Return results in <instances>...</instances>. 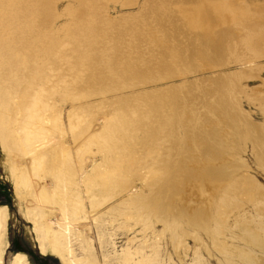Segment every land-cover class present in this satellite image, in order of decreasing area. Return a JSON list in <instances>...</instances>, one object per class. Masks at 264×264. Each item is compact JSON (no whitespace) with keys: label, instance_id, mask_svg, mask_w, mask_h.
Returning <instances> with one entry per match:
<instances>
[{"label":"rangeland","instance_id":"obj_1","mask_svg":"<svg viewBox=\"0 0 264 264\" xmlns=\"http://www.w3.org/2000/svg\"><path fill=\"white\" fill-rule=\"evenodd\" d=\"M158 1H161L163 8L160 15L156 12L155 0H106L103 9H100L102 11H97L98 17L95 14L98 20L95 18L96 22L89 26L82 22L88 11L80 13L79 20L76 19L73 23L63 13L66 6L75 8L76 0H57L54 5L56 14L50 20L54 22L50 23L49 28L57 30L53 29L50 37L60 41L68 31L69 34H78V37L74 34V44H64L56 54H51V57L55 56L54 59L45 58L40 53L36 58L38 61L34 60V73L38 74L30 76L33 77L34 89L25 80L19 85V90L24 93L29 88L30 92L38 89L39 93L43 91L42 94L45 95V104H40V107H44L42 112L46 114H41L51 119V122L54 120V138L57 139L52 145L58 147L54 165L62 168L65 177L60 192L62 195H55L52 200L60 198L65 201L67 208H77L78 215L82 218L73 227L75 226L79 235L88 234L93 241L96 256H100L101 261L94 218L106 217L130 197L145 195L155 202L159 191L153 186L157 172L146 169L149 166L146 157L139 164L136 158L125 154L120 158L123 163H120L121 171L112 174L104 166L111 159V150L105 145L101 146L98 140H95L98 145L92 142L90 137H103L107 128L113 127L105 124V121L118 111H145L146 119L140 120L137 130L145 128L155 119L154 104L158 103V97L163 98L164 108L160 119L162 122L165 119L167 122L164 123L174 130V136L170 137L173 138L171 146H176L174 151L187 158L185 170L180 175V185H176L177 196L167 210L174 209L178 214L204 212L209 215L211 224L215 221L221 223L222 236L221 241H218L198 228L186 226L182 220L189 233L194 230L198 232L202 242L192 236H186L181 243L173 242L168 236H162L160 241H163L162 247L171 254L172 264H190L189 259L197 248L201 249L208 264H218V260L223 258L217 253V249L224 246L230 248V245L243 246L239 239H229L231 233L235 237L241 234L236 227L247 228L252 217H264V170L259 162L264 160V0H221L224 3L222 8L211 0ZM170 1H174L173 8L168 7ZM149 5L150 10H147ZM126 16L131 20L127 25H122V20L126 19L123 17ZM82 17H85L84 20L80 19ZM176 26L182 29L178 31ZM93 27L94 29H90ZM98 30L103 32L100 34ZM194 30L200 32L194 33ZM187 31L189 32L186 33ZM169 32L174 35L171 37ZM17 33L22 37L24 35L20 31ZM59 33L62 34L61 37ZM79 34L84 36L87 43L81 40L82 36ZM245 38H250L249 46L245 45ZM116 39L122 41H115ZM128 44H132L131 48ZM73 45L71 50L70 46ZM66 46H69L68 49ZM97 48L101 54L103 52L104 58L98 54ZM197 50L202 51L204 61L195 58ZM172 52L181 53L180 58H176L178 53H174L175 57L172 58ZM100 57V60L107 62L108 68L116 67L109 73L108 79L105 77L107 72L104 66L97 63ZM181 64L188 67L173 71V68ZM39 66L41 70L37 68ZM106 79L109 82L107 84ZM172 111L175 114L173 116L170 113ZM137 134L135 141L140 142L143 136H139L140 131ZM157 137L156 133L152 138ZM146 142L152 144L150 141ZM117 150L122 151L119 142ZM4 159L0 145V206H6L10 215L7 227L9 243L3 264H9L15 253L25 254L29 264H61L56 256L40 253L32 222L24 213L25 207L34 206L35 201L30 195L14 188L3 167ZM77 202H82V206ZM54 206L57 210L58 206ZM53 221L56 222V219L53 218ZM156 225L155 229L159 231L161 225ZM113 226L114 224H109L107 228L113 231ZM118 230L115 237L117 246L126 243L133 236L137 239L142 237L139 227ZM147 233L150 237L153 236L150 230ZM202 244H205L206 249ZM255 255L256 262L264 264V249L256 247Z\"/></svg>","mask_w":264,"mask_h":264},{"label":"bare ground","instance_id":"obj_2","mask_svg":"<svg viewBox=\"0 0 264 264\" xmlns=\"http://www.w3.org/2000/svg\"><path fill=\"white\" fill-rule=\"evenodd\" d=\"M56 1L57 0H0V145H1V150L5 156L3 167L7 173L8 179L10 180L14 188L18 191L24 192V194L26 195H30L32 199L35 201L34 206L25 207L24 213L27 216V218L32 222L33 233L35 236V240L37 241V246L40 253L44 255L50 254L56 256L60 260L61 264H172L171 262L173 261L171 254H169L162 247L163 241L161 242L160 239H162L161 238L162 236H168L173 242L181 243L186 236H192L195 240H198L199 238L197 234L198 232L194 230L193 233L192 232L189 233L188 232L189 229L185 228V225L193 228L194 227L198 228L202 230L205 235L207 236L212 235L213 237H215L214 239L221 241L220 239V236H222L221 223L215 221L211 224L210 217L208 214L204 212L178 214L177 211H174V209L173 211L167 210L168 208H170V206H172V200L174 199V197L177 196L178 192L176 185L178 187L180 185L181 182L180 175H182L181 173L185 170L184 165L187 163V158L183 154H179V152H175L176 150L174 151L173 148L175 145L171 146V143H173L172 140L173 138L171 139L170 137L174 136L173 135L174 130L172 127H169L168 124L164 123L166 121L165 119L164 122H162V120L160 119V114L162 112V109L164 108L163 107L164 105H162L163 98L161 97H158L159 100L158 103L154 104L155 119L151 120V122L148 123L145 128L143 127V129L137 130L140 124V120L142 121L144 120V118L146 119L147 113L145 111H140V113H138V111L136 110L133 111L131 110V112H124V113L118 111L112 113V116L110 118L107 117L108 122L105 121V124L112 125L113 127H108L106 130V134L103 137L97 138V136H93V135L90 137L91 138L90 140H92V142L96 143V141L98 140V143H100L101 146L105 145L106 147L109 148V150H111L110 151L111 159L106 161L107 166L105 164L104 166L105 168L110 170L112 174L115 173L116 171H121L120 163L122 162L120 158L123 155L128 154L126 156L130 155L132 158H136V161L139 164L143 161V157H146L147 163L149 164V166L146 167V169L149 172L153 170L157 172L155 175L156 183L153 186H155L159 191V192L157 191L158 192L157 199L154 198L155 202H152V199L147 198L145 195L130 197L127 198L119 208L113 209L110 213H108L106 217L99 216L97 218H94L93 225L98 239L99 249H101L102 261L99 259L100 256H96L93 241L90 237L87 236L88 234L86 236L79 235L77 233L78 231L77 232L75 231L74 228L75 226L73 227V224L82 218V216L78 215L77 208L75 209H70L69 207L67 208L65 201L60 198L57 201L52 200L53 198H55V195H59V196L62 195L60 194V192H61L63 180L65 179L64 174L62 172V168L59 165H54V161L58 157L57 156L58 147H53L54 141L55 139H57L54 138V134H55L54 133L55 125L53 123L54 120L52 119L51 122V119H48V117L46 118L43 116L44 114H46V113L43 114L44 107L43 106L40 107V104H45L44 103L45 95L42 94L43 91L39 93L40 90L37 89L35 91V92L38 91L37 93L33 91L30 92V88L27 87L29 88L28 89L29 91L27 90L24 93H22L19 90V85L22 83V81L26 80L27 85L32 86L33 77L31 78L30 76L33 74L34 76H36L38 74L37 72L36 75L34 73L35 71L34 69L36 68L34 60L37 58V56H39L40 53H43L44 56H46L45 58L52 59L55 56L51 57V54L52 55L56 54L58 52V49H60L59 48L60 46L62 47V45L69 43L74 44V42L76 41L73 36L75 33L69 34L70 31L66 32V29H64L66 32L65 36H64V32L62 33L64 38L63 37L60 38L62 35L60 33H59L60 37L58 36L60 39L63 40L58 41L55 38L53 39L50 37V32L52 31L53 33V29H56V28H53L52 30L49 29L50 23L54 22V21L50 22V20L54 14V9H55L54 5ZM76 1H77V6H76L77 8L66 6L63 8L64 9L63 13H65L71 19V22L72 21L76 22L75 20L78 19V16L80 17L79 15L80 13L88 11L87 13H85L87 15L86 18L84 17L85 20L83 17L80 19L84 20L82 21L83 25L89 24L90 26L92 22L94 21L96 22L95 18L96 16L98 17L97 15L98 12L102 11L100 9H103L102 6L106 0H76ZM130 1L131 0H125V2H130ZM155 1H157L154 3L157 5V7L155 8L156 12L157 13L159 12L158 14L160 15V12L163 9L162 6L160 5L161 1L158 0ZM212 1L217 5H221V8L224 4L221 0H211V2ZM173 4L174 1H170L168 7L173 8L174 7ZM150 6L151 5L148 6L147 10H150L149 8ZM127 16L123 17L126 19L122 20L123 21L121 23L122 25H127L131 20ZM141 16L142 14L140 15V17ZM114 18L116 17L114 16ZM114 18L112 19L115 20ZM53 20H55V18ZM118 22L120 21L118 20ZM164 22L166 23L167 21L164 20ZM144 25L146 26V24ZM158 25L159 26L161 25L160 22ZM172 25L173 24H171V26ZM68 27H66L67 30ZM81 27L83 26L81 25ZM163 28L160 27L161 30H163ZM90 29H94V27ZM179 29L178 31H180ZM56 30H54V32H56ZM7 31L8 33L6 34ZM18 31L24 33L23 37L21 34H20L21 38L19 35H16L19 34L17 33ZM98 31L100 32V30ZM80 32H82L81 28H80ZM188 32L189 31H187L186 33ZM198 32H200V30ZM198 32L196 31L194 33H198ZM75 35H77L78 37V34ZM173 35L174 34H171V37ZM17 36L19 38H17ZM96 37L97 36H95V38ZM116 37H118V35H116ZM186 37L189 38L190 36H186ZM249 39L250 38H245L244 40L246 41L245 45L247 46H249L250 43ZM81 40L84 41V36L81 37ZM106 40L108 41V39ZM119 40L116 39L115 41L118 42L122 41V39L121 41ZM188 40H189L188 42H191L190 39ZM191 40H193V38ZM90 41L88 43H90ZM84 43H87V41H84ZM134 44L137 45V43L135 42ZM71 46L70 49L71 48L73 49L74 45L73 47ZM67 47L69 46H66V48ZM88 50L89 49H87L86 51L87 53ZM94 50L92 51L95 52ZM107 51L108 50H106V52ZM196 52L197 53L195 58L204 61L202 51L197 50ZM90 53L91 51L89 52V54ZM99 53L100 52L98 49V54ZM174 53L172 52L171 54L172 58L175 57ZM59 54L60 52L58 53V55ZM180 55L181 53H178L176 58L179 59ZM103 56L104 55H102L101 57ZM109 56L110 55H108V57ZM101 57L99 58V61H97V63L100 66H104L103 68H105L107 72L105 74L106 75L105 77H107L108 79L109 73L111 71H114L116 67L108 68L107 62L104 59L100 60ZM45 58L44 60H46ZM89 61H91V59H89ZM182 64L180 66L177 65V67L173 68V71L184 70L186 67H188ZM37 68H40L41 70L40 66ZM42 69L45 70L44 68ZM88 71L90 70L88 69ZM93 75H95V73ZM93 75H91V77ZM38 78L35 79L40 81L41 79ZM42 78H44V76ZM107 83H109L108 80L105 82V84ZM92 85L94 86V84ZM34 87L35 86H32L33 89ZM172 104L175 103L173 102ZM169 111L170 110H168V112ZM41 112L43 115L41 114ZM170 113L171 116L175 115L173 111ZM163 116L165 117V115ZM180 119H182L181 116ZM184 124L187 127H189L188 129H190V126H188L187 122H185ZM138 131H140V133L142 134V135L140 134L139 136H143L140 142L135 141V136L138 135L137 134ZM156 133L158 134V137L152 138ZM74 138L76 139L75 136ZM146 141H150L152 142V144H148ZM118 142H119L120 150L122 151L117 150ZM95 143H93V145ZM182 143L178 142V144H182ZM259 162L262 166V169L264 170V160L261 159L259 160ZM77 204H79V206H82V202H77ZM54 205L58 206L57 210L55 209ZM9 217L10 215L7 207L0 206V264H3L4 256L7 252L8 243H9L7 241V229H8L7 227H8ZM53 218L56 219V222L53 221ZM182 220L185 221L184 222L185 225L183 224ZM157 223L161 225V229L159 231L155 229V225ZM109 224H114L115 227L114 226L112 227L114 228L113 231L107 228ZM134 227L140 228L139 232L141 233L142 237L140 239H137L135 236H133L130 239H128L126 243L117 246L116 245L117 238L115 237L118 232H116V230L117 229L124 231L125 229L133 230ZM77 228H79V226H77ZM236 229H238L241 232V234L236 236L237 237L236 238L234 234L231 233L229 239L230 240L239 239L243 246L239 247V246L230 245L229 246L230 248L224 246L221 247L220 249H217V253L220 254L221 257L223 258L221 261L218 260V264H258L256 262L255 248L260 247L261 249H264V217H259V216L252 217V221L249 227L247 228L236 227ZM149 230L153 234L152 237H150V235H148L147 233V231ZM200 241L202 242L201 239ZM202 246L204 249H206L205 244H202ZM202 254L203 253L201 252V249L199 248L195 249L192 253V257L190 256L191 257V259H189L190 260L189 262H191L190 264H208L207 259H205ZM9 264H29V262L25 254L15 253L11 257Z\"/></svg>","mask_w":264,"mask_h":264}]
</instances>
